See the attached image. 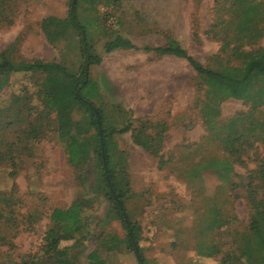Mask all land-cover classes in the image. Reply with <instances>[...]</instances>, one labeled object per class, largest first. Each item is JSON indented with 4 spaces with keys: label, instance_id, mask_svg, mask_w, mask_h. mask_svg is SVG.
Wrapping results in <instances>:
<instances>
[{
    "label": "rangeland",
    "instance_id": "rangeland-1",
    "mask_svg": "<svg viewBox=\"0 0 264 264\" xmlns=\"http://www.w3.org/2000/svg\"><path fill=\"white\" fill-rule=\"evenodd\" d=\"M105 1L80 0L78 6L82 18L98 19L89 30V41L101 61L91 66L90 77L98 86L100 97L92 101L101 112L102 127L110 131L132 123L134 129L144 119L153 137L156 123L164 124L162 138L150 148L142 146L145 138L133 137L130 130L110 136L116 144L109 149L114 173L122 184L140 253L146 264H223L228 236L207 229L205 219L216 208L224 217H235L234 227L242 229L248 223L242 183L264 162L260 140L264 129L243 128L250 112L264 121V104L252 109L251 103L229 97L217 103L211 116L215 122H209L214 98L187 60L143 47L164 46L172 38L203 65L216 66L236 63L230 50L236 43L245 49L264 47V30L255 40L231 39V25L215 26L234 14L227 0H116V10ZM68 4L69 0H0V54L14 62L40 59L76 69L80 36L64 28ZM240 12L238 7L236 14ZM116 35L136 48L105 52L104 42ZM221 36L231 39L226 50ZM43 78V74L11 73L0 88V264L43 255L45 235L55 227L49 219L52 209L66 208L75 199L86 201L87 228L79 235L78 264H86L92 251L107 264H139L134 250L121 242L126 230L105 196L103 161L91 152L89 161L78 168L71 164L66 139L58 133L57 115L39 100ZM71 108L82 132H93L95 127L82 123L87 107L76 102ZM43 109L48 116H39ZM236 115L242 118L233 129L241 133V152L230 155L223 137L232 129L225 124ZM255 137L249 147L248 141ZM224 156L234 161L233 185L221 183L212 171H203L200 177L186 172L194 163ZM257 191L264 195V186ZM105 236L113 239L99 244ZM211 240L223 243L222 252L199 255L196 243Z\"/></svg>",
    "mask_w": 264,
    "mask_h": 264
},
{
    "label": "trees",
    "instance_id": "trees-1",
    "mask_svg": "<svg viewBox=\"0 0 264 264\" xmlns=\"http://www.w3.org/2000/svg\"><path fill=\"white\" fill-rule=\"evenodd\" d=\"M230 2L229 9L234 12L229 19L219 20L215 26L222 25L230 28L233 27V38H246L255 40L263 35L264 24V0H227ZM80 0H69L67 16L65 18L64 28L77 31L80 36L79 51L80 63L76 69H71L65 63L54 61H44L34 59L31 61L14 62L5 53L0 54V88L5 82L8 75L18 72H30L38 75H44L39 84V95L42 107L47 108L49 113L54 112L57 115L58 133L66 139V151L71 164L77 168L80 164L89 161V154L93 152L98 154L103 161V177L102 181L105 186V196L112 204V208L119 216L126 230V234L121 240L124 246L134 250L138 263L146 264L145 258L140 253L138 243L136 241L131 214L125 206L126 198L123 195L122 184L120 179L114 173V164L111 161L109 149L115 146L114 140H111V133L115 131L127 132L131 131L133 137L145 140L142 146L150 148L155 140L162 138L164 124L156 123V131L153 137L149 135V125L146 120H140L139 127L133 128L132 123L125 124L122 128L116 129L112 127L110 131H105L101 123V112L97 104L92 98H99L98 86L90 77V68L92 65L101 61L100 54L95 51L92 43L90 29L98 20L96 17L82 18L78 11ZM112 4L114 10L119 5L116 0H106L105 5ZM238 7H241L239 15L236 14ZM96 12V10H94ZM96 14V13H95ZM107 18V14H106ZM262 22V24H260ZM65 30V29H64ZM224 36H229L227 33ZM224 36L219 37L222 49L226 50L230 44V40H226ZM249 42H251L249 40ZM136 48L135 45L123 39L120 35H116L112 39H108L103 44V50L110 52L119 47ZM241 43L234 44L230 50L236 59V63H219L216 66H206L194 59L179 43L169 38L164 46L150 47L144 46L145 51H156L161 54H172L187 60L198 77L202 80L206 87V93L212 95L214 112H208L209 122H215L211 118L218 108V102L232 97L242 99L251 103V108L264 104V47L245 49ZM79 102L87 109L84 110V118L82 123L86 128L95 127L93 132L84 133L80 127V122L74 119V110L71 105ZM114 107L115 105H111ZM83 112V113H84ZM48 116L46 112L41 110L39 116ZM249 120L244 130L253 132L258 129H264V121L256 119L252 113H248ZM242 120L237 115L229 118L225 128L232 129L223 137L224 146L227 148L228 154L233 155L241 152V133L234 131L236 124ZM100 124V126H99ZM166 126V125H165ZM151 129V128H150ZM264 131V130H263ZM141 135V136H140ZM258 137L248 141V146L252 145ZM137 139V140H138ZM136 140V141H137ZM264 143V135L260 137ZM155 145L153 153L157 152ZM239 160V157H237ZM203 171H212L223 184L233 185L234 161L230 157H219L208 159L201 163H194L186 171L194 177H200ZM255 176V177H254ZM81 181L82 176H79ZM245 190V198L249 205V221L242 229L232 226L234 218H227L222 215V210L212 209V214L205 219L207 229H213L218 235L225 233L228 237L225 239L224 245L227 249L223 250L221 263L223 264H264V195L259 194L257 189L264 186V162H260L255 170H250L246 176V181L242 183ZM85 200L75 199L66 208H54L50 214V222L54 224V229L47 231L45 235V244L43 255L33 258L29 261H20L17 264H78L77 254L81 248V239L79 236L83 234L87 228L84 217ZM225 226V229L221 228ZM79 236V237H77ZM113 236H105L100 240L99 244L111 241ZM118 238L115 236L114 238ZM62 241H71L70 244L61 246ZM117 243V242H115ZM222 242L211 240L208 242H197V252L199 255L213 256L222 252ZM86 264H107L105 258L98 253L92 251L87 255Z\"/></svg>",
    "mask_w": 264,
    "mask_h": 264
},
{
    "label": "crops",
    "instance_id": "crops-1",
    "mask_svg": "<svg viewBox=\"0 0 264 264\" xmlns=\"http://www.w3.org/2000/svg\"><path fill=\"white\" fill-rule=\"evenodd\" d=\"M64 244V243H63ZM61 245V244H60ZM107 263V262H106Z\"/></svg>",
    "mask_w": 264,
    "mask_h": 264
},
{
    "label": "water",
    "instance_id": "water-1",
    "mask_svg": "<svg viewBox=\"0 0 264 264\" xmlns=\"http://www.w3.org/2000/svg\"><path fill=\"white\" fill-rule=\"evenodd\" d=\"M99 126H100V124H99Z\"/></svg>",
    "mask_w": 264,
    "mask_h": 264
}]
</instances>
